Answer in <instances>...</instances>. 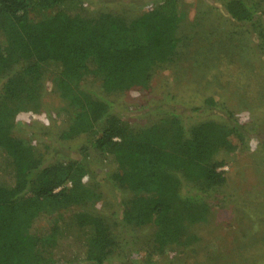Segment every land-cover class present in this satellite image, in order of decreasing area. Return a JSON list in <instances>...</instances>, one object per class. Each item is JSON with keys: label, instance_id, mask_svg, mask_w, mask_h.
<instances>
[{"label": "trees", "instance_id": "1", "mask_svg": "<svg viewBox=\"0 0 264 264\" xmlns=\"http://www.w3.org/2000/svg\"><path fill=\"white\" fill-rule=\"evenodd\" d=\"M80 3L0 0V48L9 51L0 62V81L10 77L5 68L17 61L25 63L22 72L26 77L40 68L61 77L58 87L62 95L81 110L62 138L89 136L93 151L118 167L109 179L133 193L124 205L121 221L134 227L155 226L154 248L163 252L182 242L187 224L208 218V195L227 181L214 158L222 150H236L234 139L243 142L249 129L236 120L215 119L185 129L173 111L136 130L114 114L110 100L71 87L90 67L102 73V87L107 92L147 87L153 68L172 60L179 43L180 20L162 6L128 19L111 11L87 17L81 13ZM40 11L48 15L31 19L32 12ZM225 11L264 35L256 10L245 0H225ZM6 86L4 83L0 92ZM204 104L217 105L213 98H206ZM80 151L83 158L45 162L30 144L13 136L10 123L0 119V264H44L37 251L39 237L29 227L49 208L83 207L99 198L85 182L90 174L88 145ZM65 181L71 186H63ZM187 184L193 192L183 191ZM53 231L55 264L133 261L126 242L115 238L106 219L86 209L65 212ZM121 254L125 255L123 262Z\"/></svg>", "mask_w": 264, "mask_h": 264}, {"label": "rangeland", "instance_id": "2", "mask_svg": "<svg viewBox=\"0 0 264 264\" xmlns=\"http://www.w3.org/2000/svg\"><path fill=\"white\" fill-rule=\"evenodd\" d=\"M245 1L256 10L264 32V0ZM157 6L178 16L179 43L172 60L153 68L147 87L107 92L102 73L94 67L71 87L110 100L114 114L136 130L174 111L185 129L204 120H236L248 127V136L243 142L234 139L236 150H222L214 158L227 181L208 195V218L187 224L181 243L158 252L155 226L134 227L121 221L133 193L109 179L118 167L93 151L89 136L62 138L81 110L62 95L61 77L45 68L26 77L23 61L8 64L4 73L10 77L0 81V89L7 84L0 92V119L10 123L13 136L30 144L45 162L83 158L80 150L88 145L90 174L85 182L99 194L83 207L49 208L29 227L39 237L37 251L44 264H55L53 228L58 218L80 209L106 219L115 238L126 242L131 264H264V35L251 24L230 18L225 0H81L80 11L87 17L111 11L131 19ZM46 15L47 11L30 14L33 20ZM8 54V49L0 48V62ZM206 98L217 105L204 104ZM63 186L70 187V181ZM182 189L191 191L188 184ZM120 258L125 261V255Z\"/></svg>", "mask_w": 264, "mask_h": 264}]
</instances>
